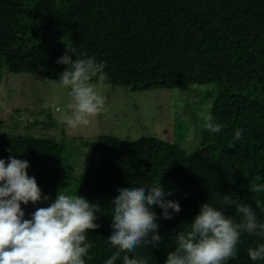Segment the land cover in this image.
Masks as SVG:
<instances>
[{
    "label": "trees",
    "instance_id": "16d2710c",
    "mask_svg": "<svg viewBox=\"0 0 264 264\" xmlns=\"http://www.w3.org/2000/svg\"><path fill=\"white\" fill-rule=\"evenodd\" d=\"M65 48L104 62L103 83L132 91L215 84L208 111L222 127L210 133L203 126L194 151L155 137L128 142L100 136L88 145L76 182L57 138L0 132V159L6 166L10 156L27 161V174L41 190V201L21 204L25 219L54 202L63 185L95 204L100 227L86 233L93 246L85 264H105L116 251L108 239L112 201L121 188L150 189L159 181L171 193L165 199L180 205L170 220L152 206L161 240L135 253L148 264H165L175 236L188 230L201 205L222 210L225 195L253 207L264 221V189L255 191L264 185V0H0V81L3 72L60 79L66 66L57 60ZM237 129L240 141L233 140ZM222 211L242 219L234 205ZM260 243L264 239L242 234L237 257L226 264H264L247 255ZM122 256L114 264H123Z\"/></svg>",
    "mask_w": 264,
    "mask_h": 264
},
{
    "label": "clouds",
    "instance_id": "9594fccd",
    "mask_svg": "<svg viewBox=\"0 0 264 264\" xmlns=\"http://www.w3.org/2000/svg\"><path fill=\"white\" fill-rule=\"evenodd\" d=\"M67 51L73 52L69 48ZM57 63L66 66L59 83L69 90L71 97L58 111L70 128L87 126L92 118L106 111V97L92 83L94 79L97 84L107 80L106 65L95 57L76 58L73 62L67 53ZM200 116L210 133L221 131L222 126L209 111ZM241 131L236 130L234 141L241 140ZM28 168L27 161L15 156L9 157L7 166L0 159V264H85L84 257L93 246L86 233L100 227L94 223L100 209L81 196L59 190L54 202L38 208L31 219H25L21 204H36L42 199L35 178L27 174ZM262 189L264 185L255 187L257 192ZM118 192L112 201L113 232L108 239L116 251L105 264H114L122 253L123 264H148L147 258L135 253L149 244L156 247L161 240L152 206L162 210L164 220H170L181 211L180 205L165 199L171 193L162 191L159 181L150 189L131 187ZM48 199L43 196L44 201ZM233 205L242 218L239 222L223 214L224 208ZM220 208L217 210L209 203L201 205L188 230L175 236V250L167 255L165 264H226L237 257L242 234L264 239V221L257 217L253 207L225 195ZM247 255L251 261L264 260V243L249 248Z\"/></svg>",
    "mask_w": 264,
    "mask_h": 264
},
{
    "label": "rangeland",
    "instance_id": "374dc122",
    "mask_svg": "<svg viewBox=\"0 0 264 264\" xmlns=\"http://www.w3.org/2000/svg\"><path fill=\"white\" fill-rule=\"evenodd\" d=\"M72 51L68 53L65 48V54H70L74 62L77 55ZM92 83L106 97V111L92 118L87 126L70 128L58 111L71 100L69 90L61 86L59 79L3 72L0 132L16 137L57 138L64 144L63 158L72 182H76L87 161L88 145L100 136L128 142L155 137L194 151L201 143L200 133L205 123L200 113L211 108L217 94L215 84L140 92L124 86ZM61 190L68 194L71 187L63 185Z\"/></svg>",
    "mask_w": 264,
    "mask_h": 264
}]
</instances>
